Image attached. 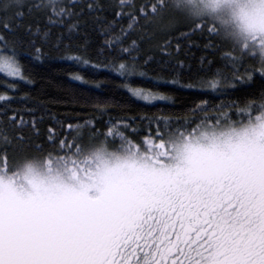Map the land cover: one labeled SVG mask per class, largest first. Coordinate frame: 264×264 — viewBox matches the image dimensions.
<instances>
[{
    "label": "snow or ice",
    "instance_id": "snow-or-ice-1",
    "mask_svg": "<svg viewBox=\"0 0 264 264\" xmlns=\"http://www.w3.org/2000/svg\"><path fill=\"white\" fill-rule=\"evenodd\" d=\"M12 6L22 17L24 0L3 5ZM35 7L47 8L50 22L70 15L60 0ZM168 9L197 29L211 20L209 33L230 40L232 75L218 73L209 89L264 76V0H151L140 15L151 20ZM244 58L258 67L242 73ZM0 73L23 79L4 49ZM208 111L158 123L140 143L114 126L88 145L62 139L42 157L12 161L0 150V264H264V95Z\"/></svg>",
    "mask_w": 264,
    "mask_h": 264
},
{
    "label": "trees",
    "instance_id": "trees-1",
    "mask_svg": "<svg viewBox=\"0 0 264 264\" xmlns=\"http://www.w3.org/2000/svg\"><path fill=\"white\" fill-rule=\"evenodd\" d=\"M7 2L0 0V49L15 56L23 75L0 73V95L9 98L0 101V150L12 161L54 153L62 139L91 144L114 126L140 143L158 123L191 122L204 115L202 107L211 116L264 95L258 71L235 88L207 87L218 73L233 72L225 57L232 44L223 32L209 33L211 20L197 29L172 9L145 20L140 11L151 0H60L70 15L50 22L48 9L35 7L39 0H24L22 17L21 9L4 8ZM257 67L255 58L237 65L242 73ZM135 91L157 98L145 102Z\"/></svg>",
    "mask_w": 264,
    "mask_h": 264
},
{
    "label": "rangeland",
    "instance_id": "rangeland-1",
    "mask_svg": "<svg viewBox=\"0 0 264 264\" xmlns=\"http://www.w3.org/2000/svg\"><path fill=\"white\" fill-rule=\"evenodd\" d=\"M141 92V94L142 95H150V96H153V95H151V94H149V93H147V92H145V91H140ZM142 95L141 96H138L140 99H142L143 101H145V102H154L153 100L154 99H150V100H144L143 98H142ZM137 96V95H136ZM156 97V96H155Z\"/></svg>",
    "mask_w": 264,
    "mask_h": 264
}]
</instances>
